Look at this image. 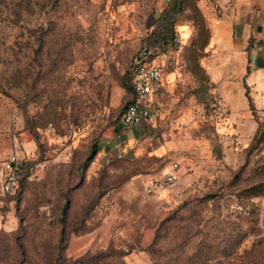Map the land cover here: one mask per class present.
<instances>
[{"label": "rangeland", "instance_id": "1", "mask_svg": "<svg viewBox=\"0 0 264 264\" xmlns=\"http://www.w3.org/2000/svg\"><path fill=\"white\" fill-rule=\"evenodd\" d=\"M165 13L154 118L121 129L132 55ZM181 23L199 46V0H0V264H264V119L220 130ZM171 161L178 179L145 193Z\"/></svg>", "mask_w": 264, "mask_h": 264}, {"label": "crops", "instance_id": "2", "mask_svg": "<svg viewBox=\"0 0 264 264\" xmlns=\"http://www.w3.org/2000/svg\"><path fill=\"white\" fill-rule=\"evenodd\" d=\"M199 7L208 37L199 49L197 65L192 63L188 71L195 80L205 79L217 95L220 114L226 119L220 123L222 132L252 134L256 125L253 113L264 119V0H199ZM181 25L188 28L186 36L177 30L189 55L192 30L186 23ZM178 73L174 69L167 72L172 88ZM179 113V118H185L191 111L186 108Z\"/></svg>", "mask_w": 264, "mask_h": 264}, {"label": "built area", "instance_id": "3", "mask_svg": "<svg viewBox=\"0 0 264 264\" xmlns=\"http://www.w3.org/2000/svg\"><path fill=\"white\" fill-rule=\"evenodd\" d=\"M176 42V35L169 41L160 42L156 46L144 40L133 53L128 67L130 98L124 105L117 121V125L121 129L152 123L156 109L155 100L163 88L164 69L158 58ZM16 160L17 156L12 155L5 162L7 174L14 168ZM179 170V163L171 161L167 171L146 179L145 193L155 195L176 181L179 177ZM2 185L6 190L11 187L6 178Z\"/></svg>", "mask_w": 264, "mask_h": 264}, {"label": "trees", "instance_id": "4", "mask_svg": "<svg viewBox=\"0 0 264 264\" xmlns=\"http://www.w3.org/2000/svg\"><path fill=\"white\" fill-rule=\"evenodd\" d=\"M162 21H163V25H162L163 31H160L158 33V35H156L155 39L152 42H163V41L164 42H167V41H169L170 39H172L176 35V31L174 30L173 19L172 18L169 19V17L165 13V14L162 15ZM207 29H208V27H206V30ZM208 31L209 30L206 31V34L202 38V41H201V43H200L199 46L194 47V43L196 41V39H194V37H192L191 40H190V43H189V49H190V51L189 52H190V54L193 53L197 57V59L194 60V62H193V64H195V65H197L199 56L201 55V52L199 51V49H202L203 46L206 44L207 37H208ZM126 84L128 85V89L130 90L129 77H128V80H127ZM251 107H252V105H251ZM65 207L66 206L63 207V210H65ZM55 264H57V263H55Z\"/></svg>", "mask_w": 264, "mask_h": 264}, {"label": "water", "instance_id": "5", "mask_svg": "<svg viewBox=\"0 0 264 264\" xmlns=\"http://www.w3.org/2000/svg\"><path fill=\"white\" fill-rule=\"evenodd\" d=\"M258 29H261V26H258Z\"/></svg>", "mask_w": 264, "mask_h": 264}]
</instances>
